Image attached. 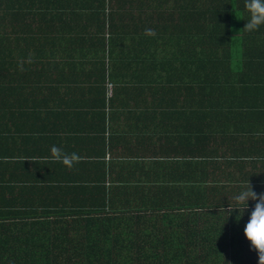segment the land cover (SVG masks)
I'll list each match as a JSON object with an SVG mask.
<instances>
[{
    "label": "trees",
    "instance_id": "obj_1",
    "mask_svg": "<svg viewBox=\"0 0 264 264\" xmlns=\"http://www.w3.org/2000/svg\"><path fill=\"white\" fill-rule=\"evenodd\" d=\"M247 19L244 0H0V264H162L153 211L173 202L194 227L162 237L172 264H258L255 201L229 207L264 193V156L243 178L207 147L216 121L264 120V26ZM117 120L145 135L120 156Z\"/></svg>",
    "mask_w": 264,
    "mask_h": 264
},
{
    "label": "crops",
    "instance_id": "obj_2",
    "mask_svg": "<svg viewBox=\"0 0 264 264\" xmlns=\"http://www.w3.org/2000/svg\"><path fill=\"white\" fill-rule=\"evenodd\" d=\"M257 99L260 98L258 97ZM131 123L132 122H127V120H117L114 124L115 128H112L111 126L112 131L114 129L115 132L122 133L119 139L116 138L115 133H113V136L116 139L111 141L112 145L114 146V153L118 156L123 154L121 145L118 142L119 140L124 139V141H131L132 137H145L144 133L142 134L137 126L132 136L134 124L132 123V125H129ZM215 125V132H213V136H215L217 139L215 138L216 141L214 143L209 142V146L207 147L208 149H211V154L213 156H219L215 162V164H217L218 166L217 168L221 169L220 167L223 166L224 160H230V162L234 164L228 165L229 169L227 171L232 172L235 176L238 175L239 177L241 176L244 178V175H246L248 178H251L255 170L250 168V163L255 160L254 158L264 156V120L259 119L257 122L253 121V119L250 117L247 121L243 122V118H238L235 121H231L229 123L224 122L222 126H220V122L216 121ZM156 126V130H153L158 132L160 129L158 127L159 124H156ZM153 135H151V138L149 137L148 142H145L140 148L142 149V151H146V155L150 151L154 152L160 147V142L156 141ZM133 149H135L134 144ZM186 152L190 155V147H188V151ZM236 155H238L239 159L235 157ZM106 156H108V154ZM224 157L225 159H223ZM117 161L118 163H120L119 167H124L126 165V162L123 159H117ZM177 165H181V162L177 163ZM239 165L244 166H242V168L238 170L237 167H239ZM217 168H215L214 170H216ZM219 169L217 170L218 173ZM212 171V169H209V172ZM255 173H260V171ZM212 174H214V172H212ZM171 205H176V203L173 202ZM171 205L169 207L166 206L164 209L156 208V210L153 211L155 213H158L159 215L162 214L161 218H159L158 221L153 224V228L155 229L157 236L154 240L152 248L156 252L160 253V260L162 264H172L170 254L173 253L172 251H169V249L164 247L163 243L167 242H163L162 237L165 235L169 236L175 234L172 237L177 235L178 237L182 238V242H185L186 240L190 239L188 238L187 233L192 231L194 227V224L191 223V216L188 215L185 210H182L178 205H176V207H172ZM123 209L126 213L127 209ZM205 220L206 222L211 221L208 217H205ZM120 228L121 232L125 231V229L120 226L118 227V232H120ZM174 241H176V239L173 240V242ZM251 252L255 255L257 254L253 249H251ZM254 259L256 263H258V256H254Z\"/></svg>",
    "mask_w": 264,
    "mask_h": 264
},
{
    "label": "clouds",
    "instance_id": "obj_3",
    "mask_svg": "<svg viewBox=\"0 0 264 264\" xmlns=\"http://www.w3.org/2000/svg\"><path fill=\"white\" fill-rule=\"evenodd\" d=\"M244 8L248 13V19L243 29L247 32L258 31L261 26H264V0H244ZM146 31L151 32L153 30ZM46 159L71 168L80 163L82 158L76 152L69 153L57 145H52L50 154ZM249 200L255 201V204L244 226L243 234L250 243L251 249L257 253L258 264H264V193L257 194L248 183L245 190L234 195L233 201L236 206L229 207V211L236 209L243 215ZM239 205H243V207H239Z\"/></svg>",
    "mask_w": 264,
    "mask_h": 264
},
{
    "label": "built area",
    "instance_id": "obj_4",
    "mask_svg": "<svg viewBox=\"0 0 264 264\" xmlns=\"http://www.w3.org/2000/svg\"><path fill=\"white\" fill-rule=\"evenodd\" d=\"M106 98H109L111 96V86L110 84L106 85Z\"/></svg>",
    "mask_w": 264,
    "mask_h": 264
}]
</instances>
